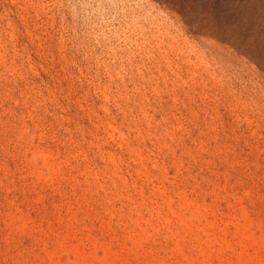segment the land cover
<instances>
[{
    "label": "rangeland",
    "instance_id": "rangeland-1",
    "mask_svg": "<svg viewBox=\"0 0 264 264\" xmlns=\"http://www.w3.org/2000/svg\"><path fill=\"white\" fill-rule=\"evenodd\" d=\"M0 264H264V0H0Z\"/></svg>",
    "mask_w": 264,
    "mask_h": 264
}]
</instances>
